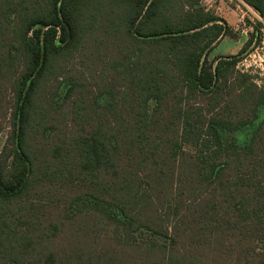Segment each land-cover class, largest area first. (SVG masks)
<instances>
[{"label":"trees","instance_id":"trees-1","mask_svg":"<svg viewBox=\"0 0 264 264\" xmlns=\"http://www.w3.org/2000/svg\"><path fill=\"white\" fill-rule=\"evenodd\" d=\"M224 36L201 0H0V264H264V116L222 138L264 88Z\"/></svg>","mask_w":264,"mask_h":264},{"label":"rangeland","instance_id":"rangeland-1","mask_svg":"<svg viewBox=\"0 0 264 264\" xmlns=\"http://www.w3.org/2000/svg\"><path fill=\"white\" fill-rule=\"evenodd\" d=\"M201 4L216 15L221 17L226 25L229 26L234 37L224 36L217 45L207 54V59L210 60L216 55H231L237 54L242 48L244 42L251 37V45L240 54V60L237 67L243 71H248L258 85L264 88V18L249 5L242 0H201ZM262 23L259 24V23ZM259 40V43L257 42ZM67 84L64 82L58 91V96L61 97L65 92ZM107 100L105 95L99 97V101L104 103ZM150 107L154 105V101H150ZM264 116V101L258 107L257 118L252 124L245 125L237 130L224 131L222 134L223 141L235 140L240 145L246 144L249 136L256 124ZM10 121L9 115L0 110V150L9 134ZM85 201H89L87 197H83L75 202L69 208L70 213L75 208ZM100 206H104L99 204ZM109 211L112 210L108 209ZM102 232L107 238H114L119 234L118 228L113 223L100 222ZM124 239H128L132 243H141L148 240L166 241L165 237L155 235L147 230L139 229L133 233L124 232L121 235ZM151 254V253H150ZM152 255V254H151Z\"/></svg>","mask_w":264,"mask_h":264}]
</instances>
